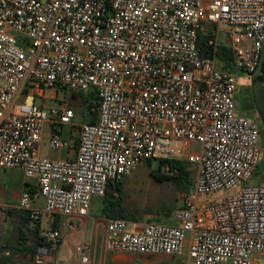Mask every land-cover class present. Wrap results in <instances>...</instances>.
<instances>
[{
    "label": "built area",
    "instance_id": "built-area-1",
    "mask_svg": "<svg viewBox=\"0 0 264 264\" xmlns=\"http://www.w3.org/2000/svg\"><path fill=\"white\" fill-rule=\"evenodd\" d=\"M206 25L212 54L203 57L196 40ZM220 46L230 49L233 71L221 68ZM263 50L264 0H0V169L36 181L43 199L38 208L24 190L18 208L32 223L43 213L83 219L109 183L197 144L186 160L196 164L192 190L172 222L135 229L105 219V250L264 264V185L251 183L259 128L235 105L237 74L256 73ZM42 89L95 90L96 122L36 105ZM45 125L50 152L69 147L63 127H78L74 158L40 156ZM42 237L56 242L60 233L44 229ZM75 254L91 263L87 245Z\"/></svg>",
    "mask_w": 264,
    "mask_h": 264
},
{
    "label": "rangeland",
    "instance_id": "rangeland-1",
    "mask_svg": "<svg viewBox=\"0 0 264 264\" xmlns=\"http://www.w3.org/2000/svg\"><path fill=\"white\" fill-rule=\"evenodd\" d=\"M209 26H204L203 31L206 32ZM223 35L218 39V43H223ZM264 51V50H263ZM261 53V57L263 55ZM249 82V75L238 73L237 74V84L238 87L246 86ZM72 93L69 91H52L47 89H42V93L36 94L34 96V102L36 105H40L44 108H57L59 106L67 107L75 113L74 122L84 123L87 122L88 116L86 111L81 107L79 99H72ZM236 112L241 116H252L248 113L247 108L244 106L243 99H239L236 94L235 97ZM259 145L261 148V157L258 163L257 169L252 177L251 183L256 185H264V129H262L259 124ZM49 127L45 125L42 132V143L40 145V156L48 157L51 159H65L67 158V147L60 149L59 151L48 152L47 141H48ZM78 134V127L72 130L71 127L65 126L62 128V139L68 145L71 146L73 153H76V145L71 142V138H75ZM199 146L197 144H191L187 153L182 155L183 160H188L190 154L198 153ZM188 169L191 171L192 179L194 180L196 174V164L191 162L188 163ZM157 171V162L153 160L150 165L146 162L141 163L137 168L127 177H125L123 182V202L124 205L133 211L138 218V224H144L146 222H172L173 212L180 208L186 195L184 192L180 191L177 187L168 181H157L153 178L152 174ZM160 174L164 173V169L159 170ZM14 174V175H12ZM0 179L6 183H10V180H21V175L19 172L0 170ZM9 185V184H8ZM7 185V186H8ZM9 192V191H7ZM42 198L39 196L34 200V204H41ZM99 201L100 198L94 199L90 205V211L92 214H98L99 211ZM8 202H11L10 199ZM171 209L172 213L170 216L165 215V211ZM99 215V214H98ZM62 215H50L43 213L40 218L41 228H48V220L50 218H60ZM8 227V221L4 224ZM1 228V226H0ZM84 240H87V235H83ZM55 243V242H54ZM75 242H69L68 245H63L61 251L56 253V264H78V258L75 253ZM61 254L63 255L61 257ZM144 256L135 255L129 264H187L185 258H171L159 262H149L143 260ZM155 257V256H150ZM257 258V256H255ZM33 260V259H32ZM0 264H34L33 261H0ZM254 264H261L256 262Z\"/></svg>",
    "mask_w": 264,
    "mask_h": 264
},
{
    "label": "crops",
    "instance_id": "crops-1",
    "mask_svg": "<svg viewBox=\"0 0 264 264\" xmlns=\"http://www.w3.org/2000/svg\"><path fill=\"white\" fill-rule=\"evenodd\" d=\"M66 149L67 158H74L75 153H73L71 147L69 146ZM9 171L19 172L21 180H10V183H6L0 179V203L3 206V210L0 213V261L23 260L33 261L34 264H56V253L61 251L62 246L68 245L70 241L76 243L75 247L80 243L89 247L92 255L90 264H129L135 257L133 254L108 252L105 250V218L100 217L98 214H92L90 210L87 217L83 219L64 216L50 218L47 229L58 230L60 238L55 243L40 240L41 244H36L37 239L42 238L44 229L41 228L40 221L32 223L28 220L27 214L18 208V202L24 190L29 192L33 205L38 208H42L43 199L41 204L35 205L34 200L40 196L36 181H26L20 170ZM9 199L11 202H8ZM7 221L8 227H5L4 224ZM142 225L135 223L133 228L140 229ZM85 234L87 235V240L82 238ZM72 255L76 254L72 253ZM168 259L171 258L143 257L144 261L159 263H163V261ZM186 262L189 264L187 259Z\"/></svg>",
    "mask_w": 264,
    "mask_h": 264
},
{
    "label": "trees",
    "instance_id": "trees-1",
    "mask_svg": "<svg viewBox=\"0 0 264 264\" xmlns=\"http://www.w3.org/2000/svg\"><path fill=\"white\" fill-rule=\"evenodd\" d=\"M211 37V28L207 29L206 32L199 30L197 32L196 45L199 49L200 55L203 57L211 56L212 51L208 46L207 42ZM216 57L221 63L223 70L233 71L232 61L233 56L230 49L225 46H220L216 52ZM258 78L264 80V51L260 58L259 67L257 70ZM72 99H79L81 107L86 111L88 120L86 123L94 124L97 120V112L99 99L95 90L83 93H72ZM77 147L78 140L74 141ZM153 160H148L146 163L151 164ZM157 162V171L152 174L153 178L159 182L168 181L177 187L180 191L184 192L187 196L193 186V179L191 171L188 169V162L183 159L170 158V159H155ZM164 169V173L160 174L159 170ZM172 213L171 209L165 211L166 216H170ZM100 217L105 219L120 218L131 223H137L138 218L133 211L128 209L123 202V182H112L107 185L104 196L99 201ZM29 220V219H28ZM150 222V221H149ZM40 240L44 238L40 237L37 239L36 244H41Z\"/></svg>",
    "mask_w": 264,
    "mask_h": 264
},
{
    "label": "flooded vegetation",
    "instance_id": "flooded-vegetation-1",
    "mask_svg": "<svg viewBox=\"0 0 264 264\" xmlns=\"http://www.w3.org/2000/svg\"><path fill=\"white\" fill-rule=\"evenodd\" d=\"M258 73L249 75V82L246 86L238 87L237 95L239 99H243L244 106L247 108L248 113L252 118L264 129V124L259 115V111L256 105V98L264 90V80L258 78Z\"/></svg>",
    "mask_w": 264,
    "mask_h": 264
},
{
    "label": "water",
    "instance_id": "water-1",
    "mask_svg": "<svg viewBox=\"0 0 264 264\" xmlns=\"http://www.w3.org/2000/svg\"><path fill=\"white\" fill-rule=\"evenodd\" d=\"M263 92L259 94V96H257L256 98V105L259 111V115L262 119V122L264 124V90H262Z\"/></svg>",
    "mask_w": 264,
    "mask_h": 264
}]
</instances>
